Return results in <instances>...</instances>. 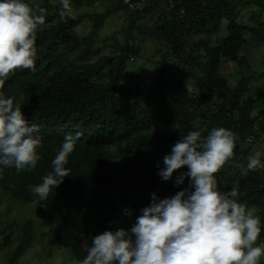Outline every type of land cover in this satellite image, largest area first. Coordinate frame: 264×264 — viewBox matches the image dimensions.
<instances>
[{
    "label": "trees",
    "instance_id": "trees-1",
    "mask_svg": "<svg viewBox=\"0 0 264 264\" xmlns=\"http://www.w3.org/2000/svg\"><path fill=\"white\" fill-rule=\"evenodd\" d=\"M39 1L35 10L45 9V23L35 34L36 71L19 69L4 87L7 95L22 94V111L39 125L40 158L35 168L0 170V192L45 210L55 241L80 262L87 239L90 244L104 230L129 228L149 205L150 194L162 199L187 186V180L177 188L157 175V164L163 166L162 157L180 137L225 127L238 140L232 161L215 174L218 188L227 192L238 186L236 199L255 207L261 218L256 243L264 241V168L242 174L264 133V71L252 70L244 52L250 43L264 48V0H254L251 24L237 20V0H139L142 10L112 0L104 12L86 10L102 0H71L70 10L81 11H66L63 17L60 0ZM113 15L122 19L121 29L102 37ZM86 24L90 27L80 31ZM151 37H161L165 51L144 76V93L142 83L133 89L125 79L130 62L139 59ZM223 61L235 62L241 71L235 85L220 74ZM77 131L81 140L66 165L71 176L46 200L34 202L38 198L29 186L42 182L65 134ZM33 227L32 221L24 224L9 264H16L30 246ZM11 243L8 235L5 244Z\"/></svg>",
    "mask_w": 264,
    "mask_h": 264
},
{
    "label": "clouds",
    "instance_id": "clouds-1",
    "mask_svg": "<svg viewBox=\"0 0 264 264\" xmlns=\"http://www.w3.org/2000/svg\"><path fill=\"white\" fill-rule=\"evenodd\" d=\"M60 8L63 17L71 0H60ZM38 12L26 0H0V170L35 168L40 158L39 125L22 111V94L7 95L4 87L17 70L36 71L35 34L45 23V9ZM176 127L174 123L172 129ZM81 136L78 131L65 134L51 170L41 183L29 186L38 198L34 202L46 200L71 176L66 165ZM237 140L225 127H214L206 135L191 130L180 137L162 157L163 166L157 164V175L177 188L187 180V186L162 199L150 194L149 205L139 210L129 228L91 237L80 264H259L264 257V241L256 243L261 218L255 207L236 199L237 185L221 191L215 175L232 161ZM259 168H264V152L256 150L246 158L242 174Z\"/></svg>",
    "mask_w": 264,
    "mask_h": 264
},
{
    "label": "rangeland",
    "instance_id": "rangeland-1",
    "mask_svg": "<svg viewBox=\"0 0 264 264\" xmlns=\"http://www.w3.org/2000/svg\"><path fill=\"white\" fill-rule=\"evenodd\" d=\"M35 9L41 2L39 0H26ZM238 1V10L240 9V14H238V21H246L251 24L250 16L251 12L257 11V7L254 6L255 1L250 0L251 3L244 4L243 0ZM100 3V2H99ZM102 4H96L86 10H95L96 12H104L108 7H110L115 2L112 0H102ZM81 11V10H80ZM75 9L70 10L73 15L78 14ZM118 16L113 15L110 23L103 27L101 30L102 37L114 34L115 31L121 29V22ZM116 18V19H114ZM114 19V20H113ZM264 19V15L260 18V22ZM112 21V22H111ZM90 25V24H89ZM86 24V27L81 28L80 31H86L90 26ZM114 31V32H113ZM119 35H121L118 32ZM225 35L226 33L223 32ZM117 36V34H116ZM249 35L246 36V38ZM248 39V38H247ZM163 39L161 37H151L143 45V51L138 57L139 59H134L130 62L129 68L127 70V76L125 82L132 85L133 89L136 88L138 83H142L141 90L145 93L146 84L144 82V76L150 74L155 68L160 60V53L165 51L163 46ZM100 54H102V44L100 47ZM103 50L106 53L110 52V48L103 46ZM244 52H246L247 57L250 59L252 70L257 73L264 71V48L256 47L253 44H248ZM220 74L226 77L231 85H235L240 78L241 71L235 62L223 61L220 69ZM264 80V78H262ZM253 85V83L251 84ZM190 90H192L190 85ZM188 88V89H189ZM264 118V114L260 117ZM260 118L258 121H260ZM258 126V122H257ZM162 131L165 128L161 129ZM264 149V133L261 139V148L254 149L262 151ZM170 150L168 151V153ZM167 153V154H168ZM184 171L183 169L178 170ZM178 173H174V176ZM155 176V172L153 174ZM159 179H161L158 176ZM166 184L172 183V181L165 182ZM32 221L34 225V237L29 247L26 248L23 255L18 258L16 264H80V262L73 256L72 252L67 248L59 245L55 238L53 237L51 226L47 222L46 211L43 209H38L34 204H22L10 199L7 195L0 192V264H9V259L15 252L17 247L21 243L22 230L26 222ZM11 235L12 243L10 245L5 244V238ZM89 241H85V246L88 248ZM87 250V249H86Z\"/></svg>",
    "mask_w": 264,
    "mask_h": 264
},
{
    "label": "built area",
    "instance_id": "built-area-1",
    "mask_svg": "<svg viewBox=\"0 0 264 264\" xmlns=\"http://www.w3.org/2000/svg\"><path fill=\"white\" fill-rule=\"evenodd\" d=\"M123 4L129 5L131 9H140L142 10V1L139 0H121ZM248 141H251V138L247 139Z\"/></svg>",
    "mask_w": 264,
    "mask_h": 264
}]
</instances>
